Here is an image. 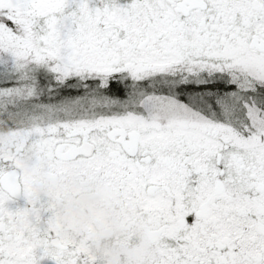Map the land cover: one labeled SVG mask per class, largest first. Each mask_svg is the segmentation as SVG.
<instances>
[{
	"label": "snow or ice",
	"instance_id": "6c2138e0",
	"mask_svg": "<svg viewBox=\"0 0 264 264\" xmlns=\"http://www.w3.org/2000/svg\"><path fill=\"white\" fill-rule=\"evenodd\" d=\"M73 169L136 264H264V0H0V264H106L35 190Z\"/></svg>",
	"mask_w": 264,
	"mask_h": 264
},
{
	"label": "flooded vegetation",
	"instance_id": "af4514ba",
	"mask_svg": "<svg viewBox=\"0 0 264 264\" xmlns=\"http://www.w3.org/2000/svg\"><path fill=\"white\" fill-rule=\"evenodd\" d=\"M34 187L43 196L67 192L57 202L66 232L87 235L90 247L105 257L106 264H136L150 255L139 233L121 216L118 202L98 180L73 169L57 175L42 173ZM38 215L39 210L33 213Z\"/></svg>",
	"mask_w": 264,
	"mask_h": 264
}]
</instances>
